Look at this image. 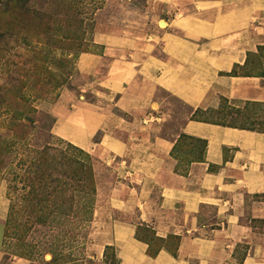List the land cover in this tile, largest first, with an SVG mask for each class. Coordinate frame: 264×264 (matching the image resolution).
Listing matches in <instances>:
<instances>
[{
	"label": "rangeland",
	"instance_id": "1",
	"mask_svg": "<svg viewBox=\"0 0 264 264\" xmlns=\"http://www.w3.org/2000/svg\"><path fill=\"white\" fill-rule=\"evenodd\" d=\"M150 1L0 0V214L6 211L0 225L5 259L84 264L101 215L119 218L107 207V196L130 183L129 175L117 173L118 167L131 169L130 158L115 145L129 153L156 139L171 142L192 113L202 109L162 89L150 94L159 71L148 73V53L166 33L180 34L179 28L164 30L152 21ZM261 47L236 69L237 75L264 71ZM86 58L92 63L86 64ZM229 102L236 107L245 103ZM246 112L254 113L250 122L255 129H264L263 104L248 105ZM192 146L199 151L200 145L191 141L178 144L174 158L170 156L175 166L186 167ZM42 148H55L51 152L62 166L52 162L38 169V162H48ZM80 150L91 158L94 196L84 190H36L49 179L66 183L64 178L77 179L84 188L88 166ZM151 231L141 224L135 235L154 250L164 244ZM171 236L160 238L168 250L176 244ZM245 250V245L237 246L235 261ZM104 256L105 262L117 261L112 248Z\"/></svg>",
	"mask_w": 264,
	"mask_h": 264
},
{
	"label": "crops",
	"instance_id": "2",
	"mask_svg": "<svg viewBox=\"0 0 264 264\" xmlns=\"http://www.w3.org/2000/svg\"><path fill=\"white\" fill-rule=\"evenodd\" d=\"M149 11L159 28L180 32L166 33L148 53V73L159 71L150 94L162 89L193 109L214 108L220 97L264 103V78L229 75L264 45V0H151ZM180 134L206 141L203 162L186 175L175 173L170 157ZM115 146L130 158L131 169L117 168L130 183L107 196L119 218L101 215L84 264H107V247L118 264H264L262 133L188 119L171 142L156 139L129 153ZM141 224L158 238L177 236L176 257L165 249L150 257L135 235ZM239 244L246 250L237 262ZM4 255L0 225V264H31Z\"/></svg>",
	"mask_w": 264,
	"mask_h": 264
},
{
	"label": "trees",
	"instance_id": "3",
	"mask_svg": "<svg viewBox=\"0 0 264 264\" xmlns=\"http://www.w3.org/2000/svg\"><path fill=\"white\" fill-rule=\"evenodd\" d=\"M257 49H263L262 47H258ZM250 55V54H249ZM248 55V56H249ZM247 56V58H248ZM247 59L245 61L244 66L246 65ZM240 68V66L235 67L234 69L231 70V72L229 73V75L231 76H239L236 74V69ZM242 76H250V75H242ZM258 77L264 78V71H262L260 74L256 75ZM229 100L225 99V98H221V101L218 105V107L216 109H211V108H207L205 110L202 109H196L191 117L189 118V120L192 121H197V122H203V123H209V124H214V125H219V126H223V127H229V128H235V129H241V130H249V131H256L259 133H262L264 135V129L262 130H258L255 129L253 127V125L251 124V118L254 116V113H249L246 112V107L248 105H264V103H256V102H245L243 103V107H236L235 105L233 106L231 104V106H229ZM222 104H226L228 106H226V108H223L224 105ZM208 115L209 118H204L202 116H200L201 118L198 119L199 115ZM211 119V121H210ZM213 119V120H212ZM191 141L193 143L199 144L200 145V149L199 151L196 150V148L194 146H192L190 148L189 153V157L190 160L188 161L187 165L185 168H181L178 167L177 165L174 168L175 173L180 174V175H186L187 174V168L188 166L193 163V162H203L204 159V154H205V149H206V141L198 139V138H194V137H190L187 136L185 134H180L178 136V138L176 139L171 152H170V156L172 158H174V152L176 150V147L178 146L179 143H181L182 141ZM45 148V147H44ZM42 148V150H44V152L42 153L43 156L47 153V159L48 162L46 161H41L37 163V167L38 169L43 168L46 169V167H48L49 164H51L52 162H54L55 165H58V167L62 166V163L59 162L58 158L53 157V154L51 151L55 150V148H46L44 149ZM77 150V149H76ZM79 151V150H77ZM80 153L83 156V161L84 163L87 164L88 167H85L88 173L87 178L84 179L85 181V187L82 188V186H80L78 183L79 180L75 179V180H69V182L73 183H69L67 178H64L66 180V183L61 182L58 179H54V180H48L46 183H42V185H40L41 183H39L38 185H36V190L37 191H43L45 188H50L51 191L50 193H55L58 192L60 193H65L67 191H72V192H78V191H85V193L89 194L90 196H94L95 195V190H94V184H93V179H92V166H91V158L88 154H86L85 152L80 150ZM74 164H77V162H74ZM65 166V164H64ZM80 168V167H79ZM210 170V168H209ZM212 170V168H211ZM62 177V176H61ZM32 211V210H31ZM91 211V209H90ZM152 233H154L153 231H151ZM175 239L176 240V244L174 247H172L171 250H168L169 247L165 244L164 240L157 238L156 240L161 242L162 244H164L163 246L156 248V249H152L150 248V246L148 245V241L146 242V240H143V242H145L148 245V249H147V253L150 257H155L158 252L161 249H165L166 251H168L169 253H171V255L173 257H176V250L179 244V238L177 236H171L168 239ZM142 241V240H141ZM109 249L108 247L106 248V250ZM105 257V256H104ZM114 257V256H113ZM107 264H117V261L113 262L110 261L105 262Z\"/></svg>",
	"mask_w": 264,
	"mask_h": 264
}]
</instances>
